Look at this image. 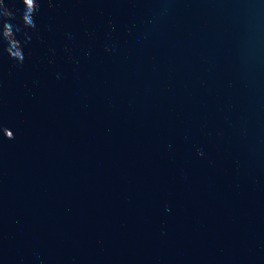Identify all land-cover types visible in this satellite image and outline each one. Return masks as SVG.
I'll use <instances>...</instances> for the list:
<instances>
[{
  "label": "water",
  "instance_id": "obj_1",
  "mask_svg": "<svg viewBox=\"0 0 264 264\" xmlns=\"http://www.w3.org/2000/svg\"><path fill=\"white\" fill-rule=\"evenodd\" d=\"M0 264H264V0H0Z\"/></svg>",
  "mask_w": 264,
  "mask_h": 264
}]
</instances>
